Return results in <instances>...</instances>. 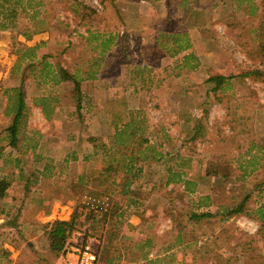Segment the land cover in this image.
<instances>
[{
    "label": "rangeland",
    "instance_id": "rangeland-1",
    "mask_svg": "<svg viewBox=\"0 0 264 264\" xmlns=\"http://www.w3.org/2000/svg\"><path fill=\"white\" fill-rule=\"evenodd\" d=\"M40 2L20 15L16 27L0 31V179L11 182L7 200L0 201V211H4L5 218L8 216L5 222L17 212L24 214L32 208L25 196L40 198L44 193L65 202L60 217L69 220L76 212L85 228H95L96 223L89 220L91 210L105 208L107 198L82 193L80 187L68 191L65 185L72 178L76 181L81 173L98 170L92 161L82 163L83 157L93 153L89 137L111 145L114 152L119 148L111 143L115 125L135 120L147 127L143 138L167 155L157 162L137 163L143 173L132 187L139 193L137 200L144 199L139 210H143L147 221L133 215L131 207L124 219L134 229L121 224L117 242H138L146 233L143 230H154L159 241L147 261L121 264H192L194 255L202 252L208 256L193 264H253L263 256L260 249L255 255L242 251L241 242L248 241L242 235L255 236L259 227L247 217L224 222L214 217L210 223L187 224L182 245H173L177 233L172 231L171 217L174 223H184L185 215L200 203V196L209 195L214 204L199 211L220 214L249 193V207L264 201V161L262 165L257 158L255 170L246 167L248 174L244 177L239 170L240 166L245 169L251 144L264 146V75L260 80L236 77L250 70L264 74L258 51V44L264 41V30L258 31L264 23V0ZM73 10L78 11L76 16ZM82 13L86 19L81 18ZM157 32L178 36L186 33L192 47L171 56L174 44L160 47ZM23 33L31 37L26 39ZM160 41L164 45L167 40ZM104 45L108 47L104 49ZM43 57L53 67L63 66L80 81L79 117L73 85L40 79ZM23 73L27 109L19 142L12 148L5 132L11 117L4 112V91L18 86ZM90 73L97 77L83 79ZM216 74L234 77L222 93L214 92V84L207 81ZM46 97L52 111L50 119L37 107L38 101ZM195 135L198 138L192 141ZM255 152L253 149L251 155ZM176 154L184 159L176 158ZM212 158L228 164L232 177L226 181L201 177L193 195L184 193L181 184L172 189L163 186L167 169H183L194 174L189 178H198L204 175L201 164L206 166ZM73 195L74 200L66 198ZM23 227L22 234L6 227L0 229V264L13 262L2 254L8 250L3 247L7 242L22 248L18 264H63L62 259L47 252L41 236L36 238V226L29 223L25 230ZM109 229L113 230L110 224ZM100 232H92L94 237L87 241L97 251L98 264H103L99 260ZM80 240L78 243H82ZM254 241L261 248L264 238L255 237Z\"/></svg>",
    "mask_w": 264,
    "mask_h": 264
},
{
    "label": "trees",
    "instance_id": "trees-1",
    "mask_svg": "<svg viewBox=\"0 0 264 264\" xmlns=\"http://www.w3.org/2000/svg\"><path fill=\"white\" fill-rule=\"evenodd\" d=\"M100 1L103 4H113L114 2V0ZM40 4V0H0V31H7L12 29L13 27H16V23H18V19L21 17V14L29 9L33 10L35 6H38ZM72 13L76 16L78 14V11L73 10ZM81 15L85 17V14L83 13ZM82 16V19H86V17L83 18ZM262 30H264L263 22H261V25L258 28V31ZM23 35L26 37V39H29L31 37V34L23 33ZM157 35L158 36L156 41L160 44V47L166 46V44L169 42L174 44L170 48V52L172 53L171 56H174L175 54H178L185 50L187 51L192 47V44L186 33L182 36H178L169 35L164 32H157ZM163 38H166L167 40L164 45L162 41H160ZM106 47L108 46L104 45L103 48L105 49ZM258 51L259 55H261V59L263 60L262 63L264 64V41L258 44ZM40 65V79L43 82L51 81L55 85H58L62 82L67 85H73L77 103L76 110L79 117L82 97L80 81L77 80L74 75L70 74L63 66L55 64L53 67L51 64L47 63L45 61V57L41 59ZM26 68L27 70H30L31 67L28 66ZM15 72L16 71H11V74H14ZM263 75L264 74L262 71L260 72L259 70H250L236 77H250L254 80H260L261 78H263ZM24 77L25 74L23 73L18 86L6 88V90L4 91V96H6L5 98L7 102L4 112L6 116L11 117V123L6 128L5 132L8 145L12 148H16V145L19 142L18 137L20 134V129L23 125L22 121L26 115L27 102L24 94ZM96 77L93 75V73H90L83 79H95ZM232 78L234 77H224L220 74H216L208 78L207 81L214 84V92L222 93L224 90V85H228L229 81ZM47 99L48 98L46 97L38 101L39 104L37 103V107H40L46 119H50L52 111L51 108H49L50 103L47 102ZM146 128L147 127L141 126L140 123L135 120L126 122L121 126L115 125V132L112 136L111 143H116L117 145H119V148L116 147L114 152L112 151L111 145L108 146L107 144L101 142L98 138L89 137L87 139V142L93 147V153L88 157H83L82 163L86 164L89 161H92L91 163H93L95 169L98 170L91 171L89 174L87 173L85 175L82 173L79 174L76 181H74L75 178H72L69 182L66 183L65 187L67 186L66 190L68 188V191H71L73 187H80L79 189L80 191H82V193L86 191L88 194L90 193L95 197L105 196L108 200V203L105 208H92V212L90 213L91 217L89 216V220L91 219V221H94L96 223L95 228H85V225L83 223L78 222L76 212H74L70 219L66 221L56 220L49 224H39L37 222H33V225H35L39 231H42L41 237L46 241L47 249L53 258L63 260V252L66 246L71 243V240L75 237V234H83V242H85L88 238L92 239V237H94V234H92V232L100 230L101 232L99 234L101 235H99L98 237L99 240H101L102 248L99 260H101L103 264L137 263L138 261H147L149 253L151 252L157 241H159V238H157L156 232L154 230H143V233H146H144L145 235H143V238H141V240L138 242H132L130 240H123L121 243L117 242L119 227L121 224H124L126 228L129 227L131 229H134L124 219V214H128L127 211L131 207L134 208L132 213L133 215L141 218L144 223L147 221L144 216L143 210H139V208L144 204V199L143 201L137 200L139 193H137V191H134L132 187L143 173V167H138L137 163L142 162L143 164H145L147 161L157 162L167 155L163 152H159V150H157L156 148L157 145L152 144V142H150L147 138H143L142 135H144V130H146ZM196 138H198V135L193 136L191 139L192 141H195ZM253 149H256V152L251 155V151ZM257 152L259 154L261 153L259 157L257 155ZM98 155L101 156V158H98ZM246 155L249 160L245 162V169L241 166L239 167V170L242 173V177L248 174L246 171V167L253 166L255 170V165H257L259 161L263 165L264 146L259 144H251L249 150L246 152ZM175 157L184 159L178 154H176ZM201 165H203L202 167H204V175L197 176L198 178H189V176L193 177L194 174H188L187 171L183 169H167L165 172L166 177L165 181L163 182V186L168 189L170 186L175 187L178 184H181L184 193L193 195L197 193V181L201 180V177H203L207 181L211 177H213L216 181H226L233 175L231 172L233 170H231L228 164L223 163L217 158H212L206 166L205 164ZM260 167L263 168V166L259 165V168ZM180 168H182V166H180ZM188 170H190V167L188 168ZM155 187L156 186H153L151 189L154 190ZM10 189L11 182L5 180L4 178H1L0 201L7 200ZM28 191L29 190L26 186L25 192L28 193ZM171 191L172 190L169 191V195L172 194ZM25 197V200L29 201L33 205L41 207L45 212H48L53 200H60L54 197L46 196V194L44 193L40 196V198H29L30 196L28 195ZM66 198L68 200H74V195L71 196V198L68 196ZM250 198L251 195L249 193L240 202L233 204L232 207L224 208L225 211L220 214V212L218 211L215 213H212L209 210L199 211L202 208H206L211 205L213 206L214 204V202L211 201L213 199L209 195L200 196L198 198L200 203L195 206L196 208L194 211L185 215L186 220L184 223H174V219L173 217H171L173 223L172 231H175V233H177L173 236V245H182V242L185 238V227L187 224L198 226L200 224H203V222L210 223V219L214 217H219V221L224 222L234 217L243 216L255 221L259 227L255 236L249 237L246 235H242L243 238L248 239L247 242H241L242 251L248 252L251 255H255L258 249H260L263 253V256H259L258 260L253 264H264V243L263 245H261V248H259V246H257L256 242L254 241L255 237L264 238V201L260 205L249 207L248 201ZM23 202L24 200L21 201V203ZM63 203L65 202L63 201ZM24 205L25 203H23L21 207H24ZM21 214L23 215L22 222L25 223L32 215L28 211H25L24 214L22 213V211L17 212L12 220H7L5 226L8 228L17 227V219L21 218ZM0 215H4V211L1 210ZM97 216H99V218ZM7 217L8 216L6 214L5 219H7ZM109 224L113 230L109 229ZM166 250H168V248ZM2 254H4L6 259H8L10 255L6 250H3ZM194 256L195 257L192 260V264L206 258L208 256V253L202 252ZM20 260V257L16 260L17 264L20 263Z\"/></svg>",
    "mask_w": 264,
    "mask_h": 264
},
{
    "label": "crops",
    "instance_id": "crops-1",
    "mask_svg": "<svg viewBox=\"0 0 264 264\" xmlns=\"http://www.w3.org/2000/svg\"><path fill=\"white\" fill-rule=\"evenodd\" d=\"M95 77H96V75H95ZM88 80H91V79H88ZM169 188H171V186ZM64 204L65 203H63V201L53 200L51 205H50V208H49L48 212H45L44 209H42L41 207H38L36 205H31V207H32L31 209H34V210H31V209L26 210V211H28L29 213H31L33 215V217L31 215L32 218L30 217L28 219L29 223H32L31 226L35 227V225H33V222H35V223L37 222L39 224H49V223H52V222H54L56 220H61V221L68 220L69 217L62 218V217L59 216L60 210L64 209L66 207L65 206L66 204L65 205ZM19 220L20 221L17 222V227L9 228L10 231H14L13 233L22 234V233H20V229H22V227L24 226L23 230H25L26 229L25 228L26 225L29 224V223L22 222L23 221V217H22V219L19 218ZM5 223H6L5 222V216L4 215H0V229H3V228L6 227ZM6 228H8V227H6ZM34 234H38L36 238H39L42 235V231L35 230ZM80 236H81L80 234H75V237L71 240V243H76L80 239H82V242H83L84 239L82 238V236L80 238ZM80 242H81V240H80ZM43 243L45 244L46 249H47L46 241H43ZM44 244H43V246H44ZM3 247H5V248L7 247V249H8L7 251L9 252V254H11V255H9L8 259L9 260H13L12 264H16V260L21 255L22 248L19 245H17V246L15 245L14 246V245H12V244H10L8 242L4 243ZM47 252H49L48 249H47ZM12 254H14L13 258H11Z\"/></svg>",
    "mask_w": 264,
    "mask_h": 264
},
{
    "label": "built area",
    "instance_id": "built-area-1",
    "mask_svg": "<svg viewBox=\"0 0 264 264\" xmlns=\"http://www.w3.org/2000/svg\"><path fill=\"white\" fill-rule=\"evenodd\" d=\"M63 264H98L97 251L88 241L70 243L63 252Z\"/></svg>",
    "mask_w": 264,
    "mask_h": 264
}]
</instances>
